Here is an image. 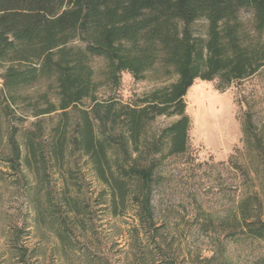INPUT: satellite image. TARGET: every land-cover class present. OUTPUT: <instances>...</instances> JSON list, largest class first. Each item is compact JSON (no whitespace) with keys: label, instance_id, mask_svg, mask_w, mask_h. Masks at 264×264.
<instances>
[{"label":"rangeland","instance_id":"374dc122","mask_svg":"<svg viewBox=\"0 0 264 264\" xmlns=\"http://www.w3.org/2000/svg\"><path fill=\"white\" fill-rule=\"evenodd\" d=\"M239 21L246 40H264L254 29L253 12L242 11ZM208 29L203 19L192 26L205 40ZM79 47L75 41L67 48ZM163 61L141 79L125 71L115 84L107 62L91 59L95 96L140 106L177 80L175 69ZM13 66L19 65L0 60V264H264V237L253 235L264 224V67L227 88L217 77L197 80L189 90L184 98L191 122L187 151L167 156L165 147L142 157L160 160L149 226L136 204L118 212L111 208L106 188L78 152L70 165L76 187L69 193L55 170L41 184L25 167V132L41 122L49 135L58 123L57 114H33L46 99L57 104L58 83L54 75L6 89ZM91 106V99L82 103ZM177 119L158 117L147 127L145 141L150 144ZM15 146L22 155L20 169L10 164Z\"/></svg>","mask_w":264,"mask_h":264},{"label":"trees","instance_id":"16d2710c","mask_svg":"<svg viewBox=\"0 0 264 264\" xmlns=\"http://www.w3.org/2000/svg\"><path fill=\"white\" fill-rule=\"evenodd\" d=\"M242 11L254 13V29L264 34V0H0V60L19 65L7 70L5 88L28 87L57 75V104L46 99L43 107H33V114H57L58 123L49 135L41 122L25 132V167L41 184L55 170L69 193L76 187L70 165L78 152L106 188L115 212L136 204L146 224H152L150 194L160 160L144 161L143 154L165 147L167 156L187 151L191 122L184 98L197 80L220 77L227 88L264 67V40L245 39ZM202 19L209 24L206 40L192 30ZM75 41L82 47L67 48ZM93 58L107 62L115 84L125 71L144 78L161 58L178 78L140 106L99 100ZM85 99H91L90 108L82 107ZM9 110L6 105L7 115ZM162 116L178 119L148 144L146 129ZM12 154L10 164L20 169L18 147ZM253 235L264 237V224Z\"/></svg>","mask_w":264,"mask_h":264}]
</instances>
